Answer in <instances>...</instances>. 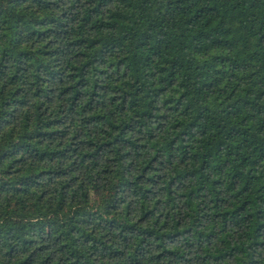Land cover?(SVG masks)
<instances>
[{
	"label": "trees",
	"instance_id": "trees-1",
	"mask_svg": "<svg viewBox=\"0 0 264 264\" xmlns=\"http://www.w3.org/2000/svg\"><path fill=\"white\" fill-rule=\"evenodd\" d=\"M0 264H264V0H0Z\"/></svg>",
	"mask_w": 264,
	"mask_h": 264
}]
</instances>
